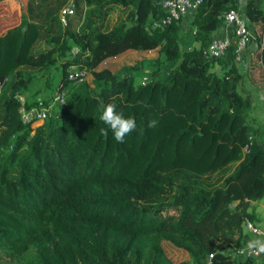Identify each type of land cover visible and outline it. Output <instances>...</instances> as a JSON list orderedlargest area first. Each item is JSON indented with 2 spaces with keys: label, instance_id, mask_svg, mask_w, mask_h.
<instances>
[{
  "label": "trees",
  "instance_id": "16d2710c",
  "mask_svg": "<svg viewBox=\"0 0 264 264\" xmlns=\"http://www.w3.org/2000/svg\"><path fill=\"white\" fill-rule=\"evenodd\" d=\"M240 1L203 0L191 11L198 45L182 49L181 19L160 23L158 0H24L0 56V264H260L243 247L250 206L264 196V132L247 121L236 66L204 51L236 9L264 64V0ZM116 8L126 15L109 26ZM157 47L170 67L152 60L142 82L101 66ZM60 59L66 104L24 122L21 105L54 93L20 94ZM71 64L93 82L70 81ZM108 103L137 122L124 143L100 120ZM163 239L188 257L173 261Z\"/></svg>",
  "mask_w": 264,
  "mask_h": 264
},
{
  "label": "rangeland",
  "instance_id": "374dc122",
  "mask_svg": "<svg viewBox=\"0 0 264 264\" xmlns=\"http://www.w3.org/2000/svg\"><path fill=\"white\" fill-rule=\"evenodd\" d=\"M239 8L243 7V0L240 1ZM24 6V0H2L0 1V42H1V51L0 56L3 55L5 52V43L7 42V34L12 33L14 29L16 28L17 24L20 22V16L23 10ZM126 15L125 11H120L119 9H114L107 20V23L109 26H111L113 23H115L120 17H124ZM184 33V30H183ZM23 31H20V35H16L12 37L14 39L20 41L23 37ZM16 44V47L11 51V58L14 60L19 57V44ZM189 46L187 42H185V37H183V34L180 39V48H184ZM74 48V47H73ZM72 48V50H73ZM112 57V56H111ZM164 53L161 51V49L154 48L151 50H140V49H127L117 55L115 57H112L108 61H104L101 63V66H108L111 68L112 71L116 72L119 75H123L126 73H130L133 77L134 83H139L145 80V73H148L147 70L151 69L153 67L152 60L154 59H160V70H162L165 74L167 73L169 67H170V61L164 60ZM3 57L1 58V60ZM61 59L56 62L55 65L49 68L47 72L40 77H37L34 79L30 84L29 87H27L24 92L21 93L20 96L24 100H27L29 97H33L35 95H38L39 93L45 96H49L52 93H56L58 91L57 85L58 80L61 74V66H60ZM218 71H221V67ZM88 83H92V74L89 70L86 69L85 78ZM254 95V93H253ZM28 96V97H26ZM58 109V105H55ZM253 115V114H251ZM251 119V118H249ZM247 119V120H249ZM43 120H37L35 124L41 123ZM264 198V197H263ZM251 209L256 208L258 210L257 216L258 218L263 219L264 217V210L261 208L260 204L257 205H251ZM261 226L264 227V222L261 224ZM251 234V233H250ZM163 248L166 252V254L173 260V261H179L182 259H185L188 257V254L186 251L181 250L173 246L170 242L163 239L162 240ZM258 261L260 264H264V261L262 258H258Z\"/></svg>",
  "mask_w": 264,
  "mask_h": 264
},
{
  "label": "built area",
  "instance_id": "2783aa9c",
  "mask_svg": "<svg viewBox=\"0 0 264 264\" xmlns=\"http://www.w3.org/2000/svg\"><path fill=\"white\" fill-rule=\"evenodd\" d=\"M162 7L166 10V14L160 20V23H169L173 20L183 18L189 12L197 9L203 0H158ZM70 11V8H65L62 13ZM65 22V18H62ZM224 26H226L220 35L214 36L206 45L204 51L212 56H223L230 46L236 55H240L246 48L249 38L252 35L249 29V24L245 17L236 9L227 11L224 15ZM260 48H264V34L260 42ZM78 48L75 46L73 52L76 53ZM86 69L79 67L77 64H71L68 68L67 78L74 82L85 78ZM4 81V80H3ZM0 81V88L3 84ZM21 99V98H20ZM22 100V99H21ZM38 105L26 108L20 106L21 119L24 122H32L35 120H43L45 116L52 110L55 105L64 106L66 104V89L59 88L52 96V99L47 102H42L39 99ZM246 230L251 234L264 235V230L257 226L254 222L247 220L245 222ZM248 245V244H247ZM245 253L249 256L262 258L264 261V243L251 244L246 247Z\"/></svg>",
  "mask_w": 264,
  "mask_h": 264
},
{
  "label": "crops",
  "instance_id": "0c3cea01",
  "mask_svg": "<svg viewBox=\"0 0 264 264\" xmlns=\"http://www.w3.org/2000/svg\"><path fill=\"white\" fill-rule=\"evenodd\" d=\"M193 13L189 12L183 18H181L182 25V34L185 37V42L191 45H198V42L192 40L191 32V19ZM226 26L222 25L218 30L215 31L214 36L220 35L222 30ZM249 29L251 30L252 35L249 38L246 48L242 51L240 55H236L233 46H230L226 53L223 55L226 64L229 66L234 64L240 73L239 78V91L243 96L247 97L250 101L248 108L247 120L250 125L254 128H257L258 133L264 132V64L261 60L260 51L257 48V40L255 37L254 27L249 24ZM184 30V33H183ZM115 57V56H112ZM112 57H108L105 61H108ZM226 66V65H225ZM220 65L216 64L215 69L219 70ZM254 93V95H253ZM253 114V115H251ZM264 197V196H263ZM260 198L256 201H253L252 205L260 204L261 208L264 210V198ZM253 210L256 214V218L252 221L261 229L264 230V227L261 224L264 220L258 218L256 208L249 209ZM264 219V217H263ZM244 232L247 234L245 246L243 251H246V247L251 244L264 243V235L259 234H250L247 232L244 225ZM248 244V245H247Z\"/></svg>",
  "mask_w": 264,
  "mask_h": 264
},
{
  "label": "clouds",
  "instance_id": "9594fccd",
  "mask_svg": "<svg viewBox=\"0 0 264 264\" xmlns=\"http://www.w3.org/2000/svg\"><path fill=\"white\" fill-rule=\"evenodd\" d=\"M102 114L100 120L111 129L114 139L119 143L125 142V137L130 135L137 129V122L132 117H125L122 112L117 111V105L108 103L102 105ZM158 126V121L152 119L148 122V127L155 128ZM102 135L107 137V130L100 129Z\"/></svg>",
  "mask_w": 264,
  "mask_h": 264
}]
</instances>
